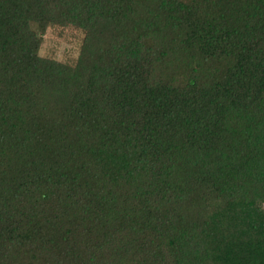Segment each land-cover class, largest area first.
Instances as JSON below:
<instances>
[{"label":"trees","instance_id":"obj_1","mask_svg":"<svg viewBox=\"0 0 264 264\" xmlns=\"http://www.w3.org/2000/svg\"><path fill=\"white\" fill-rule=\"evenodd\" d=\"M0 264H264V0H0Z\"/></svg>","mask_w":264,"mask_h":264},{"label":"rangeland","instance_id":"obj_2","mask_svg":"<svg viewBox=\"0 0 264 264\" xmlns=\"http://www.w3.org/2000/svg\"><path fill=\"white\" fill-rule=\"evenodd\" d=\"M82 33L71 27L50 28L43 37L41 55H50L61 61L76 57Z\"/></svg>","mask_w":264,"mask_h":264}]
</instances>
